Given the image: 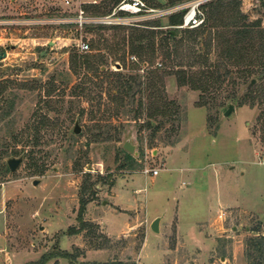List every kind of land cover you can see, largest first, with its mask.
Returning a JSON list of instances; mask_svg holds the SVG:
<instances>
[{"label": "rangeland", "instance_id": "obj_1", "mask_svg": "<svg viewBox=\"0 0 264 264\" xmlns=\"http://www.w3.org/2000/svg\"><path fill=\"white\" fill-rule=\"evenodd\" d=\"M118 1L0 0V15L39 18L0 29V264H25L44 252L56 254L44 264H256L251 239L264 233V73L246 88L248 74L238 71L245 64L223 65L215 41L208 49L206 31L193 42V27L169 36V14L148 27L48 18L79 7L97 14ZM238 1L244 21L261 28L248 46L247 68L257 76L264 0ZM143 28L155 30L154 49L145 46L140 56L131 38ZM81 40L87 50L79 49ZM76 53L103 63L76 66ZM179 62H193V69L218 64L230 73L217 87L193 88L162 72ZM151 69L164 73L152 97L146 90L121 105L112 94L115 74L139 73L144 81ZM149 117L160 121L157 128L145 124ZM126 139L135 144L133 160L122 151ZM19 156L14 170L4 167ZM153 167L157 174L145 171ZM84 185L93 193L86 223L71 233ZM155 216L158 231L150 227Z\"/></svg>", "mask_w": 264, "mask_h": 264}, {"label": "trees", "instance_id": "obj_2", "mask_svg": "<svg viewBox=\"0 0 264 264\" xmlns=\"http://www.w3.org/2000/svg\"><path fill=\"white\" fill-rule=\"evenodd\" d=\"M207 11L205 9V18L202 24H200L198 27H193L187 29L188 31V40L190 42L195 41L198 34H202L203 32H207V38H206V45L209 49V46H211L212 42L215 41L214 45L217 46L218 49V55L219 59L224 60L222 63L223 65L228 64H245L243 68H240L238 71L241 74H244L247 72L248 74V80L246 82H250L251 78H254L255 81L253 84L256 83V80L259 78L258 76H261L264 73V58L260 59L259 63L262 65V69L259 71V73L252 74V69L247 68L248 65L251 63V59L249 58L250 54L248 53V46L251 44V41L253 37L256 35V33H260L261 28H259V22H249L247 23L244 21L245 15L241 13V11L238 8L239 1L238 0H211L207 2ZM181 12L178 13H171L168 15V23L169 24H176L181 19ZM221 15L228 16L229 20H222L220 18ZM160 18H154L147 20L145 22L146 25H143V27H148L150 25H161ZM140 26V25H137ZM173 28H169L166 30V33L173 37L177 33V28L175 26H172ZM137 28V27H136ZM155 30L152 28H143L139 32H135L131 38V41L135 43V45L132 46V51H135L140 56L145 52V49L150 48L151 50L154 49V39L152 38L154 35ZM148 36V41L146 44H143L141 41L144 39V37ZM233 36V38H232ZM168 48V45H167ZM190 48V52H192V48ZM176 46L173 49V53H176ZM168 54L170 55L171 52L167 50ZM189 52V53H190ZM208 52V50H206ZM202 56H206V54H202ZM142 59V58H141ZM206 59V57L204 58ZM97 60H101L100 56L93 55L91 53H76L74 56V61L76 66H79L81 64L86 65L87 67H96L97 69L100 68L101 64L103 62H96ZM245 61V62H244ZM178 66L176 68H173L172 70H164L162 72L168 73L173 72L175 74V77L177 79V83L180 85L188 84L193 88H201V89H207L209 90L211 87L219 86L224 79L226 75L230 73V70L226 67L224 69V72H219L218 64L214 68H206V69H193L190 66L193 65V62H179L177 64ZM188 65V66H186ZM162 72H155L154 70H149L147 74L145 75L146 79L143 81L141 76L142 74L136 73V74H126L122 72H117L112 78V82L114 84L115 90L112 91V94L120 99V104L129 106L134 103V97L136 93H142L146 90H149L150 96L153 95V90L156 88L159 83L162 84L163 74ZM248 83H246V88H250L251 86H248ZM83 88V87H82ZM114 89V88H113ZM157 89V88H156ZM247 89V90H248ZM126 99V101H125ZM152 101V100H151ZM153 102V101H152ZM143 101L142 98L139 97L138 99V110L139 112L143 110ZM128 110V108L126 109ZM151 110L150 114L154 113ZM10 112V106L6 108L3 111V114H7ZM141 113V112H140ZM44 121V120H43ZM160 121L156 120L155 118L149 117L145 120V124L147 126L152 128H157ZM100 128H102L101 124H99ZM74 134V131L72 130V133ZM99 134V133H98ZM120 139V136L117 137ZM96 139V138H95ZM122 151L125 154V157L128 158V160H133L134 156L131 152L126 150L124 147H122ZM4 167L8 169V164H4ZM86 186L84 185L82 187V190L80 192L79 196V208H78V214L77 218L79 219L78 225H71L68 228V232L75 233L80 231L85 223L86 220H84L82 213L83 209L85 208V205L88 200H90L93 196L92 194L86 195ZM252 248H254L259 255V259L257 260L256 264H262L263 257H264V233L259 234L258 236H254L251 239ZM67 252H61V255H66ZM56 255L55 252H44L41 254L40 258L38 260H32L25 264H44L45 261L50 259L52 256Z\"/></svg>", "mask_w": 264, "mask_h": 264}, {"label": "built area", "instance_id": "obj_3", "mask_svg": "<svg viewBox=\"0 0 264 264\" xmlns=\"http://www.w3.org/2000/svg\"><path fill=\"white\" fill-rule=\"evenodd\" d=\"M69 3L70 0H64ZM206 0H187L186 2L169 4V5H152L145 0H119L109 10L97 14H87L82 7H79L75 14L72 15H50L49 19L79 21L80 24L85 22L98 23L102 25L114 24H129V25H146L145 22L154 18H161L167 14L180 11L182 8L181 19L176 24H169L175 27H196L203 23L205 12L202 4ZM179 9V10H178ZM78 19V20H77ZM22 20L39 22V18L35 16H16L0 15V29L12 23H17ZM1 43V42H0ZM78 47L81 50H87L88 42L81 40L78 42ZM0 50H2L0 48ZM134 57V56H133ZM145 171L152 174H157L158 167L145 168Z\"/></svg>", "mask_w": 264, "mask_h": 264}, {"label": "water", "instance_id": "obj_4", "mask_svg": "<svg viewBox=\"0 0 264 264\" xmlns=\"http://www.w3.org/2000/svg\"><path fill=\"white\" fill-rule=\"evenodd\" d=\"M6 55V50H0V58H2L3 56ZM255 81L254 78H251L250 82L248 83V86L253 83ZM233 104L232 103H229L227 108L224 110V114H227L230 110L233 109ZM80 129V126L79 124L76 122L75 125H74V128L73 130L75 132L79 131ZM123 147L128 150L129 152H133L134 151V148H135V144L133 142H131L130 140L126 139L124 140L123 142ZM21 161V157H9L7 158V164L9 166V168L11 170H14V168L17 166V164ZM159 218L160 216H155L151 223H150V227L152 228V230L154 231H158L159 230Z\"/></svg>", "mask_w": 264, "mask_h": 264}, {"label": "crops", "instance_id": "obj_5", "mask_svg": "<svg viewBox=\"0 0 264 264\" xmlns=\"http://www.w3.org/2000/svg\"><path fill=\"white\" fill-rule=\"evenodd\" d=\"M83 1H93V2H95V1H97V0H83Z\"/></svg>", "mask_w": 264, "mask_h": 264}]
</instances>
